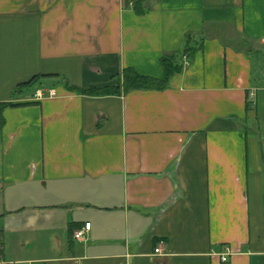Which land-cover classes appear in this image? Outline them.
I'll return each instance as SVG.
<instances>
[{
    "label": "crops",
    "instance_id": "obj_1",
    "mask_svg": "<svg viewBox=\"0 0 264 264\" xmlns=\"http://www.w3.org/2000/svg\"><path fill=\"white\" fill-rule=\"evenodd\" d=\"M135 8L0 0V264H264V0Z\"/></svg>",
    "mask_w": 264,
    "mask_h": 264
},
{
    "label": "trees",
    "instance_id": "obj_2",
    "mask_svg": "<svg viewBox=\"0 0 264 264\" xmlns=\"http://www.w3.org/2000/svg\"><path fill=\"white\" fill-rule=\"evenodd\" d=\"M129 1V0H128ZM144 0H135L136 2V13L143 14L142 9L140 8L141 3ZM185 53L187 56L190 54V50L186 49ZM178 55H166L163 56L160 60V66L163 71V78L162 79H155L147 76H143L138 73L136 70L131 68H126L123 73L116 77L117 85L115 87H106L102 89H92V90H78L73 89L69 86H66L68 90L72 92H76L83 95L89 96H108V95H121L127 94L132 91H141V90H157L163 91L168 87V84L171 78L182 72L183 65L179 63ZM182 58V57H181ZM46 76H37L32 79L30 82L21 84L18 86V91L32 89L35 87L39 82L40 79ZM19 105V104H18ZM10 106H16V104H0V132L4 127V119H3V110ZM72 236V233L70 234ZM1 246L2 243L0 242V255H1Z\"/></svg>",
    "mask_w": 264,
    "mask_h": 264
},
{
    "label": "built area",
    "instance_id": "obj_3",
    "mask_svg": "<svg viewBox=\"0 0 264 264\" xmlns=\"http://www.w3.org/2000/svg\"><path fill=\"white\" fill-rule=\"evenodd\" d=\"M35 97L37 99H44V93L42 91H38L35 94ZM58 97V92L56 90H50L49 91V98H57ZM263 143H264V138H263ZM91 229V224H87L86 227L83 230L77 231L74 233V239L77 241H83L85 240L86 233ZM161 252L160 248L155 250V254H159ZM223 261L227 262L228 258L227 255L223 257Z\"/></svg>",
    "mask_w": 264,
    "mask_h": 264
},
{
    "label": "rangeland",
    "instance_id": "obj_4",
    "mask_svg": "<svg viewBox=\"0 0 264 264\" xmlns=\"http://www.w3.org/2000/svg\"><path fill=\"white\" fill-rule=\"evenodd\" d=\"M37 87L33 88V89H36Z\"/></svg>",
    "mask_w": 264,
    "mask_h": 264
}]
</instances>
